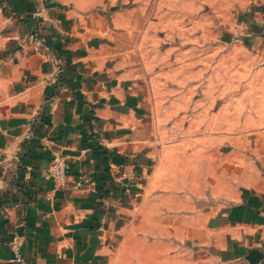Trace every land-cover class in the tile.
<instances>
[{
  "label": "crops",
  "instance_id": "1",
  "mask_svg": "<svg viewBox=\"0 0 264 264\" xmlns=\"http://www.w3.org/2000/svg\"><path fill=\"white\" fill-rule=\"evenodd\" d=\"M111 1L0 0V264H264V154L164 125L148 24Z\"/></svg>",
  "mask_w": 264,
  "mask_h": 264
},
{
  "label": "rangeland",
  "instance_id": "2",
  "mask_svg": "<svg viewBox=\"0 0 264 264\" xmlns=\"http://www.w3.org/2000/svg\"><path fill=\"white\" fill-rule=\"evenodd\" d=\"M111 2L148 24V100L164 125H210L214 153L264 154V37L241 0Z\"/></svg>",
  "mask_w": 264,
  "mask_h": 264
},
{
  "label": "built area",
  "instance_id": "3",
  "mask_svg": "<svg viewBox=\"0 0 264 264\" xmlns=\"http://www.w3.org/2000/svg\"><path fill=\"white\" fill-rule=\"evenodd\" d=\"M67 172H68V165L66 159L61 156L54 157L51 166V175L53 179L56 181V183H58L59 185L64 184L67 180V176H68ZM20 245H21V239L16 236L13 240V246L16 248L18 252L16 259L21 261L22 259L20 254Z\"/></svg>",
  "mask_w": 264,
  "mask_h": 264
}]
</instances>
